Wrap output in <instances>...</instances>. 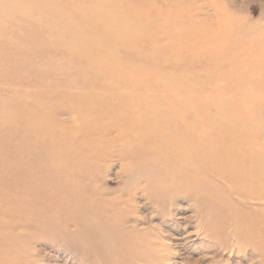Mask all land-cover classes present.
Instances as JSON below:
<instances>
[{"label": "rangeland", "instance_id": "obj_1", "mask_svg": "<svg viewBox=\"0 0 264 264\" xmlns=\"http://www.w3.org/2000/svg\"><path fill=\"white\" fill-rule=\"evenodd\" d=\"M164 103L194 107L197 171ZM228 116L264 166V0H0V264H264V223L228 245L264 220Z\"/></svg>", "mask_w": 264, "mask_h": 264}, {"label": "bare ground", "instance_id": "obj_2", "mask_svg": "<svg viewBox=\"0 0 264 264\" xmlns=\"http://www.w3.org/2000/svg\"><path fill=\"white\" fill-rule=\"evenodd\" d=\"M160 99L162 100V102H169V103L177 102V105H181V104H179L178 100H176L173 96H171V93H169L168 95L165 94L164 96L160 97L159 100ZM179 100H180V97H179ZM169 103H164V108H163V111L165 113L164 117H163L162 112H161L162 119H159V118L155 117V121L158 123L162 133H165L167 135H170V134L166 130L162 129L164 120H165L164 124L166 123V121H168L169 126L173 125L174 127H176V128H174V132L178 131V130H182V132H184L182 136L185 137L188 140V142H187L188 145L186 143H184L185 145L181 144V145H184V146H181V148H180L181 150L180 151L181 152H188V150H189L191 153H194L196 155L194 157L195 160L191 159L189 162L185 163V166H189V168L196 169V171H197L198 170V166H200V164L203 161L204 162H208L206 160L207 155H205V152L202 153L201 151L198 150V148L201 147V144H200L201 137H200V133L198 132L197 129H198L199 126L201 128L202 124L199 122L198 118L195 117L196 114L194 112V107H191V106L188 107L187 106L189 111L194 112L192 114L189 113V111H183L182 113H180V112L177 113L178 114L177 115L176 112H171L167 108ZM171 106H172V104H171ZM179 107H182V106H179ZM62 115H63V113H62ZM228 117H229L228 118V160H227V162L224 161V163H228V179H231V176H232V177H234L233 179L239 180L245 186V188L247 190L246 191V195H245L246 201H248V202L255 201L256 205H259L260 203L264 202V166L261 165L260 154L258 153V149L260 147V143H259L258 140L255 139V137L253 135L254 132L251 131L250 127H247L248 124H249L248 122H246L244 119H240V120L236 119L235 120L232 116H228ZM141 120H142V118H141ZM237 120H239V121H237ZM129 124L131 125V124H133V122L127 121V125H129ZM145 124L146 125L142 124L140 126V128L142 129V128L148 126V123H145ZM136 125H132V127L134 128ZM154 125H156V124H154ZM93 127H94V125H93ZM123 127H122V129H123ZM184 128H187V129H184ZM148 129H149V127H148ZM91 130H93V129H91ZM160 130H158V131H160ZM95 131L97 132V130H95ZM76 134H78V133H76ZM84 138H86V137H84ZM118 138H120V137H118ZM126 138H128V137H126ZM72 141H73V139H72ZM210 144H211L210 142H207L208 146ZM86 146H88V144H86ZM209 148H211V147L209 146ZM200 156L203 157V158L201 159ZM222 157H223L222 155L219 156V159L221 161H222ZM254 206L255 205H253V207ZM259 220H260V217L249 219L247 221L246 225L244 227H241V228H238V227L235 228V226L233 224L232 225L230 224L228 226V229H229L228 232H230L229 234H231V232H232V237L237 238V239L235 241V240H233V238H231V242L228 241V245H230L232 243V241H234L236 247H238L239 246L238 239H241V236H242L241 234L249 237L250 236V232L253 231L257 227L258 223L259 224L260 223H264V220H260V221ZM234 224L237 225V222H234ZM258 228H260V227L258 226ZM135 236L138 237L139 235L137 236L135 234ZM132 242H134V244L132 246L133 248L140 247L141 250L143 252H145V253H147V252H149L151 250V245L147 244V243H144L143 241L137 242L136 239H133ZM258 244H260V243H258ZM221 245H223V244L221 243ZM127 247H128V245L126 246V248ZM236 247L233 246L231 250H233V248L236 249ZM228 250H229V248H228ZM232 252L233 251H230V253H232ZM162 262L163 261L160 260L158 262V264H163Z\"/></svg>", "mask_w": 264, "mask_h": 264}]
</instances>
